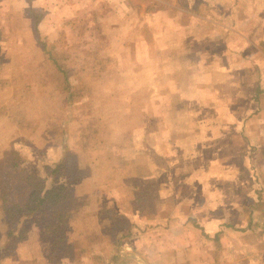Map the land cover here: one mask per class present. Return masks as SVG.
<instances>
[{
  "label": "rangeland",
  "instance_id": "1",
  "mask_svg": "<svg viewBox=\"0 0 264 264\" xmlns=\"http://www.w3.org/2000/svg\"><path fill=\"white\" fill-rule=\"evenodd\" d=\"M263 42L264 0H0V149L25 144L27 168L43 172L65 147L60 180L79 185L64 222L51 217L46 228L38 222L46 244L38 254L52 264L68 255L82 264H152L126 253L125 244L138 239L131 231L138 208L145 217L171 204L150 188L135 193L151 153L169 137L233 133L238 163L247 153L241 138L255 131L246 142L254 145L249 153L258 149L252 170L263 176ZM44 140L52 149L41 148ZM35 154L42 169L31 160ZM156 162L163 168L166 160ZM136 163L139 181L132 176ZM253 181V194L245 190L247 178L237 181L243 204L262 201L263 181ZM87 208L97 218L68 225ZM1 211L0 257L16 245H1L7 229ZM249 215L238 212V224ZM153 231L146 234H154L155 254L175 232Z\"/></svg>",
  "mask_w": 264,
  "mask_h": 264
},
{
  "label": "crops",
  "instance_id": "2",
  "mask_svg": "<svg viewBox=\"0 0 264 264\" xmlns=\"http://www.w3.org/2000/svg\"><path fill=\"white\" fill-rule=\"evenodd\" d=\"M189 110L184 109L186 113ZM203 110L206 112L210 109L203 108L202 112ZM251 132L255 133V131H250L247 138H241L246 145L247 153L242 155V161H238V163L233 159L234 156L239 159V154L236 151L237 146L233 139L235 135L220 129L207 133L185 132L159 143L162 149L158 148L154 155L151 153L150 158L153 157L154 161L151 162V159L147 161L149 170L147 169L146 175L140 177L141 182L138 179L139 175H136V167L139 168L136 163L132 174L139 181L135 183V193L140 192L142 188H150L151 196H154L155 199L162 197L160 198L162 203L168 205L170 202L171 204L169 203L168 207L156 209L154 214L145 217L140 212L141 209L138 208L134 213L133 221L135 223L131 226V231L138 234V239L133 242L129 240L128 244H125L126 253L129 252L128 254L134 255L135 259L152 264H211L212 261L214 264H228V261L231 264H264V175L260 177L253 171L255 170L254 162H256L254 158L260 154L257 152L258 149L249 153V150L253 149L250 146H254L252 142L250 145L246 142L248 138L254 136ZM260 134H262V144H264V125L260 129ZM39 141L41 139H38L34 145ZM44 141L40 145L41 148L43 150L52 149L49 140L48 142ZM196 143L202 147L200 150L199 147L196 149ZM222 143L225 144L224 147H221ZM54 144L56 145V143ZM255 145L259 144L256 142ZM25 146V144L17 142L14 145L1 148L0 164L5 154L11 149H15L24 156V165H26L30 160V154H28L27 148H24ZM64 148L58 159H54L53 162L48 160V164H43V172L27 169L44 176L45 166L53 167L65 158L66 150ZM35 150L36 148H34ZM38 156L35 154L31 160L38 163L37 168L42 169L41 163L36 161ZM160 156L166 160L163 168L159 167V162H156ZM262 158H264V152H262ZM240 163L245 166L247 171L244 170L243 173L238 171ZM186 170L189 172L186 173ZM255 177H259V180L263 181L262 186L257 188L258 195L263 193L262 201L243 204L237 198L240 189L243 190L237 187V181L247 178L250 186H246L245 190H252L253 194L254 185H257L253 181ZM56 180L62 182L59 177ZM159 180L163 181L165 187L159 189L160 186L157 185ZM52 183L51 179L47 177L46 187L51 186ZM78 186L77 189L72 188L74 196L79 191ZM183 187H186L187 191H183ZM123 190L125 191L124 188ZM106 194L103 193L104 196ZM184 207L187 209L184 210ZM88 208L86 212L89 213L79 216L68 225L75 227L79 226L81 222L89 224L91 220L97 218L96 209ZM242 211L250 213V217L244 221L243 225H239L236 214ZM2 220L4 221L3 217ZM37 225L36 221L29 224L26 229L27 236L16 242L14 252L0 257V264H37L38 262L39 264H52L48 261L47 255L38 254V251L43 249L46 244L41 242L44 240L45 233ZM33 226L38 228V237L36 238L30 236ZM158 229L166 230V232L173 229L175 237L167 240L166 246L160 245V248H157L153 254L151 248L154 250V234L149 237L146 232L154 233L153 230ZM142 231L145 233L143 234ZM166 232L163 234L165 237L167 236ZM7 241L5 236L1 245ZM80 259L89 260L88 256L83 255ZM53 264L82 263L76 262L68 255L62 259L60 257V260Z\"/></svg>",
  "mask_w": 264,
  "mask_h": 264
},
{
  "label": "trees",
  "instance_id": "3",
  "mask_svg": "<svg viewBox=\"0 0 264 264\" xmlns=\"http://www.w3.org/2000/svg\"><path fill=\"white\" fill-rule=\"evenodd\" d=\"M24 161L20 152L11 149L5 154L3 164H0V208L7 227L6 243L22 240L33 221L45 228L51 224V217L64 222L65 209L71 208L74 202L71 187L56 180L66 167L64 159L53 167L45 166L44 176L29 171ZM47 177L53 182L49 187L45 185ZM58 228L59 225H55L53 230L57 231ZM53 240H56V236Z\"/></svg>",
  "mask_w": 264,
  "mask_h": 264
}]
</instances>
